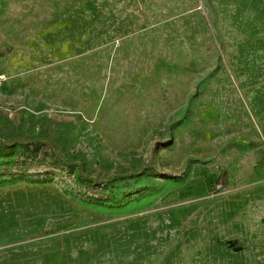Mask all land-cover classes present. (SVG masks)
Returning a JSON list of instances; mask_svg holds the SVG:
<instances>
[{"label":"rangeland","instance_id":"1","mask_svg":"<svg viewBox=\"0 0 264 264\" xmlns=\"http://www.w3.org/2000/svg\"><path fill=\"white\" fill-rule=\"evenodd\" d=\"M0 76V140L101 168L0 144V264H264V0H0Z\"/></svg>","mask_w":264,"mask_h":264},{"label":"trees","instance_id":"2","mask_svg":"<svg viewBox=\"0 0 264 264\" xmlns=\"http://www.w3.org/2000/svg\"><path fill=\"white\" fill-rule=\"evenodd\" d=\"M53 117L58 118L60 120H70V118L68 116H65L63 114H59V113H53L52 114ZM0 144L5 145V146H13L14 144H19L25 147V151H26V160L22 161L21 164L25 165L28 161L29 158H36L38 157L39 154H43V160L46 163H53L55 165H58V162H60V168H65V167H69L70 169L73 167V165H76V171L79 175L80 178H84V180H86L88 183H93V182H97L99 179V171L101 170L100 167H98L94 172L90 173V174H85L81 165L80 164H71L69 163L64 155L62 150L59 147H56L55 145H53L51 142L49 141H41V140H21L19 138H11L8 140H0ZM253 144L249 143L247 145L244 144H238V143H229L227 144L225 147L222 148L221 151H226L229 150L231 148H237V149H243L245 147H251ZM153 150V149H152ZM28 155H31V157H28ZM155 168V158H154V154L153 151L150 152L149 155V165L148 167L135 172V173H129L127 175L124 176H118L117 178H130V177H140L142 175H144L146 173L147 170L149 169H154ZM57 178H61V175L58 173L56 174ZM99 184V183H98Z\"/></svg>","mask_w":264,"mask_h":264},{"label":"built area","instance_id":"3","mask_svg":"<svg viewBox=\"0 0 264 264\" xmlns=\"http://www.w3.org/2000/svg\"><path fill=\"white\" fill-rule=\"evenodd\" d=\"M2 81V77L0 76V82Z\"/></svg>","mask_w":264,"mask_h":264}]
</instances>
